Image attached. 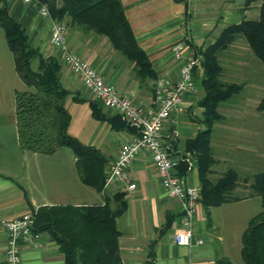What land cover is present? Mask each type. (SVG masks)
Segmentation results:
<instances>
[{"label":"crops","instance_id":"crops-1","mask_svg":"<svg viewBox=\"0 0 264 264\" xmlns=\"http://www.w3.org/2000/svg\"><path fill=\"white\" fill-rule=\"evenodd\" d=\"M6 1L10 16L26 30L29 44L45 56L57 58L61 66V83L70 94L65 102L71 115L68 134L84 146L98 149L108 159L109 166L136 133L128 129L115 130L109 122L93 118L89 101L94 97L51 45L49 20L39 14L36 6L24 0ZM262 1L187 0L186 5L176 0H122V4L138 45L147 54L158 80L162 76L178 77L180 64L173 51L176 45L183 44L187 52L198 54L213 45L228 25L258 19ZM62 23L67 27L68 44L74 53L88 60L120 94L142 107L152 105L155 80L141 79L133 62L102 36L74 24L70 16L66 15ZM11 57L0 51V264H6L5 221L45 206L102 205L106 197L118 194H122L127 203L126 211L118 219L123 264H221L222 260L245 264L241 257L242 235L250 219L262 209L255 189L256 177L264 172V111L258 110L260 101L245 106L227 102L219 105L221 118L212 130L213 164L208 180L215 184L233 171L235 185L226 194L227 201L220 206L206 208L201 195L193 245L182 247L173 240L183 223L181 204L170 198L162 187L147 152H141L129 169L131 182L136 185L134 190L114 184L99 192L80 180L74 153L59 149L53 155H43L20 148L15 95L25 86L16 71L13 55ZM227 61V65L222 64L221 80L242 85L237 95L246 90L257 96L264 95V68L256 58L236 57ZM202 75V68L195 72L201 98L204 96ZM195 95L186 96L184 111L176 118L177 123L165 124L164 141L171 146L173 155L181 159L179 165L187 164L186 180L201 187L195 157L186 150L188 141L205 129L201 123L203 109L198 106L201 98L195 102ZM100 105L104 113L113 115L102 102ZM226 120L233 122L227 126ZM243 143L250 147H242ZM188 161L194 164L190 171ZM112 205L116 207L115 203ZM169 216L173 217V222L166 228ZM198 240L203 244H197ZM41 241V249L24 248V263L63 264L60 246L47 233H41Z\"/></svg>","mask_w":264,"mask_h":264},{"label":"trees","instance_id":"trees-1","mask_svg":"<svg viewBox=\"0 0 264 264\" xmlns=\"http://www.w3.org/2000/svg\"><path fill=\"white\" fill-rule=\"evenodd\" d=\"M48 6L52 17L62 22L66 15L77 26L106 37L113 47L135 64L137 75L157 81V74L147 54L140 48L126 17L122 0H38ZM184 2L187 0H176ZM0 27L12 52L16 71L25 89L16 91V123L20 148L24 151L53 155L60 148H69L76 156V169L86 186L99 192L105 188L108 159L96 148L84 146L68 134L71 115L66 109L70 95L61 83V66L57 58L45 56L28 42V34L8 12L6 0H0ZM244 40L256 59L264 65V0L257 20H243L228 25L213 45L198 51L202 56L201 85L204 96L198 102L203 109L201 123L205 129L187 143V152L194 155L201 182L202 203L206 208L220 206L235 185L236 174L229 171L213 184L208 174L213 164L211 136L214 123L221 118L218 107L242 89L240 84L221 80V56L238 40ZM156 83V82H155ZM93 118L107 121L115 130H136L120 115L103 112L100 101H89ZM264 111V98L258 104ZM187 164L178 167L180 176L187 174ZM256 194L262 209L252 217L243 232L241 257L245 264H264V172L255 180ZM113 203L116 207L113 208ZM122 194L106 197L102 205L45 206L32 210L34 230L47 233L64 255L63 264H123L118 219L126 211ZM173 222L168 217L166 228ZM221 264H233L222 260Z\"/></svg>","mask_w":264,"mask_h":264},{"label":"built area","instance_id":"built-area-1","mask_svg":"<svg viewBox=\"0 0 264 264\" xmlns=\"http://www.w3.org/2000/svg\"><path fill=\"white\" fill-rule=\"evenodd\" d=\"M24 1L36 6L39 14L49 20L51 45L61 53L63 63L80 78L94 99L102 102L113 115H120L124 122L136 130V137L121 147L117 158L106 169L105 187L118 184L122 188L134 190L136 185L131 182L129 169L141 152H147L157 169L162 187L170 198L181 204L183 223L173 237L174 243L191 247L201 187L190 184L186 180L187 176L179 175L181 159L175 157L171 146L165 143L164 127L169 121L177 123L176 118L184 111L186 96L197 94L195 72L202 67V56L193 51L187 52L183 44L176 45L173 51L175 60L180 64L178 77L159 78L154 86L152 105L142 107L120 94L88 60L70 49L67 27L52 17L48 6L38 0ZM188 165V170H192L194 164L188 161ZM3 224L8 235L6 264H25L22 256L24 248L38 250L43 247L41 234L34 230L32 212ZM197 244L202 245L203 241L198 240Z\"/></svg>","mask_w":264,"mask_h":264},{"label":"rangeland","instance_id":"rangeland-1","mask_svg":"<svg viewBox=\"0 0 264 264\" xmlns=\"http://www.w3.org/2000/svg\"><path fill=\"white\" fill-rule=\"evenodd\" d=\"M103 38H105L107 41H109L106 37H103ZM0 51L7 53L9 58L12 56V54L8 48L6 38H5V32H4L3 28H1V27H0ZM252 56H253V58H256L255 55L253 54V52L248 48L245 41L240 39V40L236 41L234 44H232L230 46V48L224 52V54L221 56V59H222L221 62L225 66V65H227V62H228L227 60H230L231 58L238 57L239 59H243V58L248 59ZM258 62H260V61H258ZM260 64L264 68V65L262 63H260ZM240 71L242 73H244L243 70H240ZM199 91H202L201 88H199ZM259 95L258 96H257V94L254 95V93H252V91L246 90L245 92L243 91V92L239 93V95H237V94L234 95L229 101H227V104L238 105V106L254 105L257 101H261L264 98V95H262V96H259ZM201 96H202L201 93L197 92V94L195 95L196 101L195 100L194 101L195 102L199 101ZM232 122H233V120H226L224 123L227 126H230V124ZM232 125H234V124H232ZM240 128H244V127L240 126ZM242 147H250V145L243 143ZM60 152H66L68 154L73 155V151L69 148H60ZM262 167L264 169V166H262Z\"/></svg>","mask_w":264,"mask_h":264}]
</instances>
